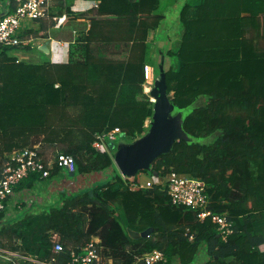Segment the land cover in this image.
<instances>
[{
    "label": "trees",
    "instance_id": "obj_1",
    "mask_svg": "<svg viewBox=\"0 0 264 264\" xmlns=\"http://www.w3.org/2000/svg\"><path fill=\"white\" fill-rule=\"evenodd\" d=\"M168 1L99 0L85 15L58 0L51 17L90 20L66 63L19 62L9 54L14 48L0 46V169L11 153L38 146L45 163L73 157L75 176L112 172L113 158L93 144L116 128L129 143L147 132L149 37ZM18 4L10 0L7 12ZM179 22L183 31L169 53L166 82L174 108L190 109L182 121L187 139L175 141L144 173L201 179L209 209L226 214L233 233L223 241L211 218L201 221L196 211L173 206L161 187L130 191L112 172V179L64 194L39 213L13 222L1 212L0 249L71 264L72 252L98 237L101 264H134L155 250L165 255L160 264H264V0H186ZM205 138L210 142L196 141ZM61 171L55 165L47 179ZM41 180L32 175L18 188L30 190ZM0 264L13 263L0 255Z\"/></svg>",
    "mask_w": 264,
    "mask_h": 264
},
{
    "label": "built area",
    "instance_id": "obj_2",
    "mask_svg": "<svg viewBox=\"0 0 264 264\" xmlns=\"http://www.w3.org/2000/svg\"><path fill=\"white\" fill-rule=\"evenodd\" d=\"M51 1L23 0L13 12L4 13V16L0 18V46L16 48L28 44L25 38H21L23 24L47 18ZM144 77V89L147 90V86L154 85L156 81L153 68L150 65L145 67ZM150 92L145 91L147 94H150ZM118 136H123L119 128L99 134L96 136L93 147L100 153H108L112 156L111 153L116 147L115 143ZM55 165L69 173H75L76 171L75 160L71 156L61 155L45 163L39 154L38 146L11 153L0 169V213L6 211L8 201L13 197L16 188L23 181L28 180L32 175H38L42 180L47 179L50 176L51 169ZM145 175L146 173L140 172L135 178L125 179L126 187L130 191L150 190L157 186L161 187L167 192L173 206L186 207L196 211L201 221L211 218L213 223L217 225L223 241H226L228 236L233 233V224L229 221L226 214H215L209 209L210 198L206 193V186L201 179L181 175L176 172H171L165 177L151 175L146 177ZM100 244L101 240L98 237H94L79 252L73 251L71 254V264H101L102 249ZM62 249V246L57 244L55 246V253L61 252ZM0 253L13 257L16 261H32L33 264L56 263L55 258L48 263H44L31 260L19 253L2 249H0ZM165 261V255L161 251L155 250L138 258L134 264H160ZM14 264L17 263L14 262Z\"/></svg>",
    "mask_w": 264,
    "mask_h": 264
},
{
    "label": "crops",
    "instance_id": "obj_3",
    "mask_svg": "<svg viewBox=\"0 0 264 264\" xmlns=\"http://www.w3.org/2000/svg\"><path fill=\"white\" fill-rule=\"evenodd\" d=\"M1 1L2 0H0V2ZM22 1L23 0H17L18 3ZM62 1H64L65 5H70L73 12L82 13L85 15L94 11L96 4L100 3L99 0ZM177 1L179 0L168 1V4L165 2V14L170 5L176 4ZM9 4L10 0H4L3 3L1 2L0 13H6ZM57 5L58 0H52L47 18L38 21H30L23 24L21 35L24 36V38L28 41V44H26L25 47L28 46L31 49V55L29 53L21 55V52L14 54L9 53L11 57L16 58V60L19 62H23L25 59L27 62L41 64L48 62L66 63L69 61V51L71 46L75 43L80 34L89 30L90 20L88 16L78 20H70L69 16H67L65 13L61 16L51 17L53 13H58ZM166 20L167 16L161 23L160 27L149 37V42L152 45V57L154 61L152 66H158L159 64L158 67L162 68L164 72H168L171 69L173 61L169 57V53L173 50L174 45L181 39V37L178 39L179 34H176V37H173V34L168 33L163 36ZM42 46L47 47V53L40 50ZM153 46L155 48V52H153ZM65 172L69 177H71L68 171L62 170L56 177L52 179H43L38 181L30 190L23 187H17L13 197L8 201V208L6 209L7 220L14 222L18 219V217H20L21 212L28 211V213H31L34 207H36L39 212L52 207H49L48 205L54 201V196L57 198L53 203V206L60 204L62 195H71L83 190L91 189L94 186L103 183V181L108 178L109 175H112L113 171L79 176V185H75V183L68 180H63L57 183L56 179ZM145 176L148 177L150 175L146 174ZM47 180L50 182L45 185L44 182ZM36 193L39 194L37 195ZM45 199L46 201H44ZM28 200L31 201V204L30 202L27 204ZM138 235L139 237L141 236V234Z\"/></svg>",
    "mask_w": 264,
    "mask_h": 264
},
{
    "label": "water",
    "instance_id": "obj_4",
    "mask_svg": "<svg viewBox=\"0 0 264 264\" xmlns=\"http://www.w3.org/2000/svg\"><path fill=\"white\" fill-rule=\"evenodd\" d=\"M3 16L4 13H0V18ZM40 50L48 52L46 46H42ZM160 73V79L155 81L149 95L153 103V115L147 127L148 131L136 141L120 147L115 156L116 167L125 179L140 172H150L153 162L168 153L175 141L187 139L182 122L171 118L174 106L167 93L166 72L161 68ZM70 176L75 177V173H70ZM129 234L132 238H139L132 231Z\"/></svg>",
    "mask_w": 264,
    "mask_h": 264
},
{
    "label": "rangeland",
    "instance_id": "obj_5",
    "mask_svg": "<svg viewBox=\"0 0 264 264\" xmlns=\"http://www.w3.org/2000/svg\"><path fill=\"white\" fill-rule=\"evenodd\" d=\"M1 2L3 3L4 0H2ZM166 3L168 4L169 2H166ZM184 3H185V1L179 0V1H177L176 4H171L170 7L167 9V11H166L167 20L165 22L166 24H165V28H164V31H163V36L168 33V34H173V37H176L177 36L176 34H179L178 39H180L183 30H182V27H181L180 22H179V14H180V11H181ZM178 44L179 43L174 45V48L178 47ZM17 52H21V55H23L25 53H29V54L32 53L30 48H24V47H22V48L21 47L20 48H14V49L9 51L10 54H14V53H17ZM153 52H155L154 46H153ZM161 55H163V54H161ZM25 61L26 60L24 59L23 62L27 63V64H41V63H31V62H27V61L25 62ZM158 66H159V64H158ZM158 66H151L153 68V73H154V76H155V80L160 79V75H161V73H160L161 72V68L158 67ZM153 86L154 85H151L150 87L147 86V90H145V91H147L149 93L150 90L153 88ZM148 95H150V94H148ZM195 106L191 107V109L194 108ZM189 112H190V109H188V110H178V109L174 108V110H173V112L171 114V118H173L177 122H182L184 116L187 115ZM150 120H151V118L146 123V127H148ZM136 140H134V141H136ZM193 140H195V139H193ZM134 141H132V142H134ZM196 141H200L201 143H209L210 142V138H205V139L196 140ZM132 142H130V143H132ZM130 143L125 141L123 136H118L117 137V141L115 143L116 147L112 150V153H111L112 154L111 157L113 158L114 164H115V157L114 156H116V154H117L118 150L120 149V147H122L124 145H127V144H130ZM115 172L119 174L118 168L116 167V164H115V167H114V170H113V174ZM136 176H134L132 178H135ZM151 176H153V175H151ZM112 177H113V175H109L108 179H112ZM132 178H130V179H132ZM63 180H68V181H71V182L75 183V185H79L80 178H79L78 175L76 177H69L66 174V172H65L59 178L56 179L57 183H59L60 181H63ZM105 180H107V178ZM49 182L50 181L47 180L44 183H45V185H47ZM36 194L38 195L39 193H36ZM56 198H57L56 196L53 197L54 201L51 202L48 205L49 207L53 206V203L55 202ZM44 201H46V199ZM28 202H30V204H31L30 200L27 201V204H28ZM32 212L33 213H38L39 210L36 207H34L32 209V211H31V213ZM27 213H28V211L21 212L20 216H22V215L24 216ZM0 255L5 257L7 261H11L13 264H14V262L17 263V264H23L22 261H20V260L16 261L15 258L10 257V256H8L6 254L0 253ZM201 257L202 256H200V258Z\"/></svg>",
    "mask_w": 264,
    "mask_h": 264
},
{
    "label": "clouds",
    "instance_id": "obj_6",
    "mask_svg": "<svg viewBox=\"0 0 264 264\" xmlns=\"http://www.w3.org/2000/svg\"><path fill=\"white\" fill-rule=\"evenodd\" d=\"M115 157V156H114ZM119 172V171H118ZM120 173V172H119ZM121 174V173H120ZM122 175V174H121ZM123 177V176H122Z\"/></svg>",
    "mask_w": 264,
    "mask_h": 264
}]
</instances>
